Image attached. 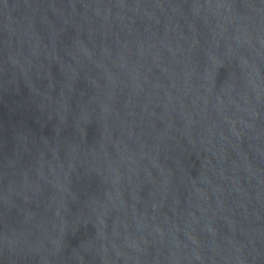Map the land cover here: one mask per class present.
<instances>
[{
  "label": "water",
  "instance_id": "95a60500",
  "mask_svg": "<svg viewBox=\"0 0 264 264\" xmlns=\"http://www.w3.org/2000/svg\"><path fill=\"white\" fill-rule=\"evenodd\" d=\"M0 264H264V0H0Z\"/></svg>",
  "mask_w": 264,
  "mask_h": 264
}]
</instances>
